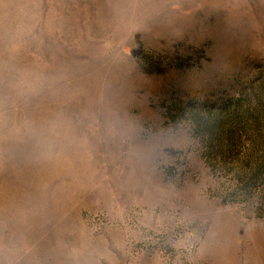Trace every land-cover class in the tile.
Wrapping results in <instances>:
<instances>
[{"label":"rangeland","instance_id":"1","mask_svg":"<svg viewBox=\"0 0 264 264\" xmlns=\"http://www.w3.org/2000/svg\"><path fill=\"white\" fill-rule=\"evenodd\" d=\"M263 74L264 0H0V264H264Z\"/></svg>","mask_w":264,"mask_h":264},{"label":"trees","instance_id":"2","mask_svg":"<svg viewBox=\"0 0 264 264\" xmlns=\"http://www.w3.org/2000/svg\"><path fill=\"white\" fill-rule=\"evenodd\" d=\"M217 112L223 120L212 121L208 128L216 127L220 135H231L224 142L231 161L225 157L223 148L222 152L216 151L227 163L238 162V178L244 190L258 183L264 186V74L248 93Z\"/></svg>","mask_w":264,"mask_h":264}]
</instances>
